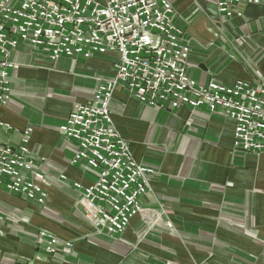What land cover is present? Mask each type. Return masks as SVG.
<instances>
[{
  "label": "crops",
  "instance_id": "crops-1",
  "mask_svg": "<svg viewBox=\"0 0 264 264\" xmlns=\"http://www.w3.org/2000/svg\"><path fill=\"white\" fill-rule=\"evenodd\" d=\"M170 1L189 46V79L264 86L263 5H234L226 18L216 0ZM116 59L50 62L25 42L14 50L19 67L9 71L10 100L1 109L12 130L0 138L16 148L31 129L28 147L34 160L44 159L46 200L39 205L0 189V264H264V151L233 150L234 122L221 110L157 109L122 87L112 94V122L134 159L153 169L151 190L140 199L144 214L121 234L95 229L73 185H90L96 172L72 164L77 145L58 129L75 103L89 101L113 76ZM40 231L73 248L45 253Z\"/></svg>",
  "mask_w": 264,
  "mask_h": 264
},
{
  "label": "built area",
  "instance_id": "built-area-1",
  "mask_svg": "<svg viewBox=\"0 0 264 264\" xmlns=\"http://www.w3.org/2000/svg\"><path fill=\"white\" fill-rule=\"evenodd\" d=\"M240 3L264 6V0H216L218 13L226 18ZM175 16L170 0H0V135L12 130L1 109L10 100L9 71L19 67L12 60L19 42L50 62L95 54L117 57L113 76L98 84L89 101L75 103L58 129L77 145L72 164L96 172L90 185L73 186L87 203L95 229L110 236L121 234L144 214L140 199L150 192L153 174L134 159L113 125L110 102L117 87L157 109L221 110L234 122L233 150L255 155L264 151V86L243 80L229 86L202 85L189 79V46ZM30 133L23 131L16 148L0 138V189L42 205L46 181L39 166L44 159L31 157ZM165 226L171 229L170 222ZM38 245L49 255L73 248L47 231L38 233Z\"/></svg>",
  "mask_w": 264,
  "mask_h": 264
}]
</instances>
